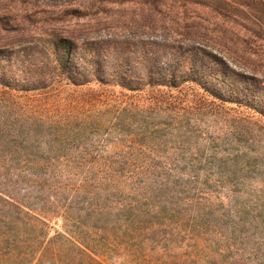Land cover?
Returning <instances> with one entry per match:
<instances>
[{
	"label": "rangeland",
	"instance_id": "374dc122",
	"mask_svg": "<svg viewBox=\"0 0 264 264\" xmlns=\"http://www.w3.org/2000/svg\"><path fill=\"white\" fill-rule=\"evenodd\" d=\"M182 4L165 7L163 16H150L143 15L137 2L126 0H0L3 86L32 82L26 74L39 73L47 63L54 34L88 48L115 51L122 58L139 56L144 48H200L236 73L235 85L218 79L210 81L206 91L200 87L186 88L182 94L176 91V99L167 100L170 106L113 115L100 130L71 132L59 147L47 148L49 133L55 130L38 126V133L23 148L5 153L0 148V165L46 162L57 155L59 162L114 161L136 169L137 177L128 181L136 188L135 211L117 205L127 201L126 195L109 194L103 185L88 183L92 192L77 194L72 201V195L64 193L62 203L68 200L70 210L67 224L80 244L56 235L64 225L57 215L43 253H38L34 237L27 238L26 249L34 255L25 264H61L60 257L64 264H264V26L253 22V15ZM173 21L194 23V30L206 34L207 41L176 35ZM168 47L167 54L175 52ZM205 56L207 68H212L215 58ZM73 90L52 95L50 102H69L75 97ZM117 90L132 97L129 103L147 102ZM7 103L0 100V114ZM19 110L10 112L18 115ZM59 111L62 108L53 112ZM100 137L106 141L98 145V153L86 156L83 145ZM66 151L69 157L60 156ZM6 173L0 170V186L9 192ZM62 174L67 182L69 177ZM23 176L14 179L23 183H12L13 188L21 196L30 189L28 202L39 206L36 190L41 186L34 183L36 178ZM83 177L81 172L72 182L80 183ZM89 198L101 205L86 216L80 212ZM85 247L96 252V262L82 255ZM11 249L10 243L0 244V264H20Z\"/></svg>",
	"mask_w": 264,
	"mask_h": 264
},
{
	"label": "trees",
	"instance_id": "16d2710c",
	"mask_svg": "<svg viewBox=\"0 0 264 264\" xmlns=\"http://www.w3.org/2000/svg\"><path fill=\"white\" fill-rule=\"evenodd\" d=\"M126 1L137 2L143 10V15L158 16L162 14L163 16L165 7L183 3L182 5L209 7L220 12L232 10L227 13L241 12L249 16L253 15V22L264 26V0ZM159 20L166 21L165 18ZM149 21L156 23L154 20L149 19ZM194 28V23L188 25L178 21H173L171 26L175 34L182 38L207 41L206 34L194 30ZM58 35L54 34L51 38L50 43L53 50L47 63H43L41 66V71L37 74L35 72L26 74V77L32 79V82L20 80L19 86L0 84V95L5 97L0 100H5V103L9 102L5 106V111L0 114V148L3 152L13 148L20 149L25 143H30V140L35 137L33 134L38 133V126L55 130L53 133H49L50 136L47 140V144L49 143L47 148L52 149V147L66 144V139L69 138L71 132L82 133L93 127L102 129L107 125V118L113 115L118 117L132 111H143L148 106L149 108L170 106L167 100L174 101L176 91L182 94V91L190 87H200L206 91L210 81L214 83L218 79L224 80L223 84L235 85L233 75L236 73L229 70L225 63L221 64L218 57L208 54L200 48L166 46L175 51L170 54L164 51L167 49L166 47H161L159 50L144 48L139 52V56L131 55L130 57L128 55L122 58L115 51L103 50L101 47L88 48ZM107 54L118 55V57L110 58ZM199 54L203 56H199ZM206 54L215 58L212 68H207L205 64ZM16 67L19 72L24 73V68L20 64H17ZM36 68V71L39 70L38 66ZM119 88L129 93H135L134 97L136 98L139 96V98H146V104L141 103L140 100L136 104L129 103L128 101L132 97L123 91H118ZM65 89L71 91L74 89L75 97L69 102L66 100L64 104H52L51 96ZM14 93H18V95ZM247 93L254 95L250 91ZM12 108L20 109L21 113L14 115L10 112ZM57 108H62V113L59 111L54 114L53 111ZM38 109L42 111L39 113ZM38 113L40 116L36 117ZM17 125L19 129L16 128ZM103 138L100 137L93 144L83 145V153L86 156H91L93 151L98 153V149H100L98 145L106 141L102 140ZM66 149L69 151V148ZM68 151L60 156L69 157ZM47 153L54 154L52 151H47ZM58 157L56 155L50 157L46 162L22 163L18 166L17 164L0 165V170L7 172V176L4 178L10 185L7 186L12 189L7 192L0 186V218L3 223L0 227V244L10 243L13 248L11 249L12 256L16 257L20 264H25V261L34 255L33 252L26 249L27 238L34 237L39 254L46 250L47 245L51 242L49 235L52 232V221L58 217L57 215L61 214L60 217L64 225L62 231H55L56 235L64 237L72 245L80 244L75 239L76 232H73L74 230H71L67 224L70 210L66 208L68 200L64 204L62 203L64 193H68V198L72 195V201L77 194H90L92 190L88 183H95L96 186L103 185L105 192L109 194L126 195L128 197L126 202L117 203L119 206L124 205L123 209L135 211L139 206L136 188L128 184L129 180L134 181L137 177L136 169L132 168V165L118 164L114 161L98 163L92 160L74 164L67 159L59 162L56 160ZM40 172L43 173L40 174ZM63 172L69 177L67 182L63 180ZM81 172L84 173L83 180L74 184L72 178L76 180L75 177ZM23 175L36 178L34 183L43 189L36 190L38 199L42 202L41 206H33L28 202L30 189L25 188L22 192L24 194L21 196L17 193V188H13L12 183L18 186L23 183L22 179L14 181L15 178L25 179ZM38 186L36 187L39 188ZM96 200L89 198L84 203L86 209H82L80 213L87 216L89 209L99 207L101 201L97 203ZM104 205L109 206L108 204ZM55 210L60 212L56 213ZM81 252L86 259L96 262L94 257L97 254L90 248L85 247V249H81ZM57 262L64 264L62 257L57 259Z\"/></svg>",
	"mask_w": 264,
	"mask_h": 264
}]
</instances>
